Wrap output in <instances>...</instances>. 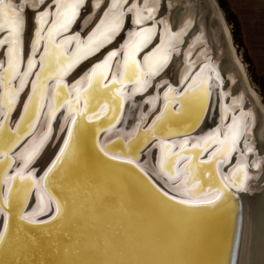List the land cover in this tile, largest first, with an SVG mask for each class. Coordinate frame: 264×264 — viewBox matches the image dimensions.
<instances>
[{"label":"snow or ice","instance_id":"obj_1","mask_svg":"<svg viewBox=\"0 0 264 264\" xmlns=\"http://www.w3.org/2000/svg\"><path fill=\"white\" fill-rule=\"evenodd\" d=\"M43 3L44 0H38V3L34 0L31 3L29 0H19L18 3H13L12 0H0V31L6 33L3 38H0V45H7L5 52L7 68L3 73H0V84L5 78L11 80L17 75L19 76L18 87H10L7 93L0 92V108H2L0 114L3 116V119H0V160L4 161L6 169L12 167L14 159L20 161V166L11 175L7 174V170L0 172V182L5 184L3 199L0 200V211L4 212V228L0 230V251L14 238V235L10 233V225H15V233H19L24 228L22 222H31V217L37 214L35 209L25 213L22 207L32 187L37 189L36 201L41 211L46 195H52L56 204V211L47 220L40 221V224H56L58 221H63L69 212L74 211L68 207L67 200H62L53 189L60 187L56 183V177L65 173L69 166L87 167L84 150L89 142L98 149L99 153L109 158L108 160L97 161L100 167L106 168L111 160L133 164L136 151L153 134L159 133L161 136L186 135L187 138L178 142V150H174V145L166 139H158L155 145L159 149L156 164L160 173L166 175L169 180L187 174L182 189L183 193H199L202 198L175 200L173 197H168L167 193H161L147 179V175L139 164L136 167L143 175L135 176L132 174L138 186L156 202L160 209L177 216L218 208L228 200L226 189L235 187L239 190L243 188L241 176L245 173V165L239 156L236 164L229 169V174L223 176L222 179H217L220 176L219 172L215 176L210 171L204 173L205 176L209 177L210 187L208 189L197 187L200 184L199 180H196L195 184L189 187L190 182L195 178L194 172L198 165H207L211 169L213 165L228 162L240 138L242 127L246 128L245 125H242L239 117L233 116L231 123L225 129L223 138L218 135L216 129L203 136L192 137L190 135L199 127L204 118L207 106L205 72L210 67L207 63L202 64L199 71H196L194 75L192 74L195 62L190 59L193 47L191 43L188 44V50L184 52L186 67L179 78V84L184 86L183 91L169 84L163 91V104L152 117L151 123L147 127H142L147 115L141 113L133 129L126 134L121 133V138L127 136V139H124L125 155H111L106 150V145L99 141L100 133L107 134L112 131L120 120L119 113L123 110L125 99L123 92L125 83L132 82L133 93L145 91L148 83L145 77L155 76L165 68L169 61V49L175 48L181 42V38L191 27L190 24L185 22L183 27L174 31L167 23L161 21L163 27L159 32V42L144 54L141 63L136 59L137 53L151 43L156 35V17L162 7L161 0H151L150 3L149 0H145L143 4H137L133 0V3L127 7V0H110L103 15L100 16L99 22L83 41L78 35H72L65 37L61 42L56 41V34L69 30L81 7L85 5V0H52L50 5L39 10ZM52 5H54V10L50 11ZM26 7L31 8L34 12L35 35L31 41V51L27 56V63L21 72L19 70L22 59V34L25 27ZM98 7V0H94L92 8ZM163 7L170 13L171 5H164ZM176 7L178 8L180 5H176ZM126 14H131V22L134 25L141 26L150 21L152 23L150 27H140L138 31L130 32L129 38L121 45L124 51V59L120 66L119 77L113 75L112 79L105 83L111 58L116 54L114 51H109L100 62L93 64L84 76L69 87L64 82V77L83 58L99 51L120 32ZM49 16L53 18L52 23L48 26L47 32L42 35ZM41 40L44 41V49L39 52V69L31 79V90L27 99L24 100L23 110L16 120V127L9 128L10 110L13 108L19 93L23 91L33 69L36 68L35 57ZM73 40L76 41L75 47L70 53H66L64 50L66 45ZM176 51L179 49L176 48ZM213 71L215 70L213 69ZM50 79L56 80V86L52 90V97L49 100L46 113L48 127L39 136H33L29 139L13 157L10 155L13 150L36 127L40 109L47 95L46 82ZM85 80L87 81L86 84ZM217 80H219L218 74ZM156 87L159 88L160 85L157 84ZM5 96L7 97L6 103ZM222 96L223 93H221ZM158 98L157 96L148 97V103L151 105L149 111L155 107ZM81 99L84 101L83 105H81ZM65 105L67 107L64 119L67 120L68 117H71V123L67 126V135L64 137L63 144L60 145L55 158L48 164L37 181L33 173L27 172L26 169L40 154L51 134L55 114ZM226 111L227 109L221 103V112ZM106 114V127L100 124L93 126V121H99L100 117L106 116ZM181 120L188 122L181 123L177 128L167 127L169 123ZM61 130H63V124ZM190 142L191 146L189 147ZM212 144H216L218 147L208 154L207 160H194L195 155L203 154ZM245 148L248 149L247 141ZM248 150L250 151V149ZM180 161L184 162L183 167L178 166ZM21 190L24 194V200H21L19 204H14V201L17 200V194ZM30 239L32 238L30 237ZM33 243H35L34 240Z\"/></svg>","mask_w":264,"mask_h":264},{"label":"water","instance_id":"obj_2","mask_svg":"<svg viewBox=\"0 0 264 264\" xmlns=\"http://www.w3.org/2000/svg\"><path fill=\"white\" fill-rule=\"evenodd\" d=\"M51 1L52 0H44V3L40 5L39 10H42V8H44ZM182 1L190 2L193 0H179L178 3L174 5V8H172L171 10L174 11L175 8H177L176 5H179ZM194 1L196 7L201 6L203 8L204 11L203 16H205V21H207V19H209V15H208L209 8L207 7V5L204 4L203 0H194ZM14 2L18 3L19 0H15ZM34 2L38 3V0H34ZM92 2H94V0H85V5L81 7L78 16L76 20L73 22L72 26L69 28L67 32L60 33L59 35L62 36L60 37V39L58 38V40L65 39V37L75 34L74 32L77 30L80 31V33L85 37L92 30V28L98 22L100 16H102L104 10L107 8L108 0L101 1L99 3V7L96 8L95 10L94 8H92V4H93ZM131 2L132 0H127L126 7L130 5ZM137 2L138 4H141V0H137ZM165 2L166 0H161L162 7L161 10L157 13L156 35L153 37L152 42H154V40L156 39L159 33V29H160L159 19L166 14V10L163 7V4ZM215 4L221 11V8L219 7L217 1L215 2ZM53 8L54 6L52 5L51 11L53 10ZM97 10H98V13L96 14L97 18L95 16L91 17L94 14V11ZM32 11L33 10L31 8L28 7L25 8L26 18H28L30 14L29 12ZM173 11L171 12L173 13ZM171 12L170 14H172ZM128 15L129 14H126L127 17H125V23L123 24L120 32L109 43L105 44L103 47L99 49L100 51L102 49L107 48L103 54L106 55L109 51H114L116 49V46L119 45L120 42L123 40L124 33L127 30V19L128 18L130 19ZM87 17H91V20L87 25H85L86 27L83 29L82 21L84 18ZM51 20L52 19H49V23H51ZM151 23L152 22L150 21L144 24L143 26L142 25L141 26L134 25V26H136L137 28L136 30H138L140 27H150ZM192 30L193 29L191 26L188 29L187 33H185L184 40L181 44L183 47L186 44L185 41L187 36L189 35L190 32H192ZM5 35H6L5 32L0 31V38H3V36ZM219 36L220 34H218V37ZM117 37H120L118 41L116 40ZM146 47H144L140 52H138L137 55L138 54L141 55L142 51L146 49ZM72 48L73 46L70 47L71 50ZM4 49H5V44L0 45V57L3 55ZM27 49L28 51L26 53V56L22 58L23 67L27 61V56L31 51L30 42L28 43ZM42 49H43V45L40 44L38 52H41ZM99 51L83 58L64 78H70L71 76L72 77L76 76V78L79 77L80 74L84 72V70L87 68L88 63H85V61L91 58L92 56L96 55ZM136 59L138 60L137 57ZM192 59L193 56L191 57V60ZM170 61L171 59L169 60L165 68L153 77L154 80L155 79L157 80L160 77L168 74L170 68L172 67V62ZM196 66L197 64L195 65L192 74H194L200 67L199 65L197 67ZM23 67H20L21 72L23 71ZM38 67L39 65H36V68L33 69L28 82L25 84L23 91L20 92L21 95L23 94V92L24 93L27 92L26 90L30 85L31 79L34 77L36 71L39 69ZM128 84H130V82ZM163 84H164L163 88H166L167 84L166 83ZM226 85L227 82L222 83L223 89L226 88ZM149 86H146L145 91L135 93L134 95L136 96V98H138L141 95H144L145 98H148L149 96H154V94L150 95V92L148 91ZM172 86L180 91H183L184 89V86L178 83H173ZM138 100H139L138 101L139 107L140 106L142 107L141 112L139 113V115H137V118L139 119L140 114L146 113V111L148 110V106H147L148 99L142 98L141 100L140 98ZM82 102L84 103V101ZM227 102H224V104H227ZM158 104L160 103H157L156 104L157 107L154 108L147 115V119L143 124L145 125L144 127H147V125L149 124L150 120L152 119L153 113L158 112L157 110L159 109L160 106ZM247 104L248 102H245L243 105H247ZM224 106L226 107V105ZM19 107L20 105L17 103L9 114L10 118H13V116L20 113L21 109H19ZM244 109L245 108H243V110ZM208 113H209V108L207 109L206 107L204 118L200 122V125L203 123L201 128L204 127V125L206 124ZM237 113L238 110H236L235 114ZM104 117L105 116H102L100 117L99 121H93V122H101L102 118ZM138 119H136V121ZM229 120H230V115H228L222 121V125L223 124L227 125L229 123ZM180 122L181 121H175L169 123L171 125H168V127L177 128L179 127L180 124L178 123ZM175 124H177V126ZM215 126L216 125L211 126L210 128L215 129ZM193 132L194 131H192L190 134L193 135ZM66 135H67V126H65L63 130L60 131L57 137H56V129L52 130L51 134L48 137V140L41 149L40 154L28 166L29 169L28 168H27L28 170L26 169L27 172H30V170L34 169L35 175L39 176L43 174L48 164L51 163L52 159L55 158V155L59 151L60 145L63 144V140ZM158 136L160 135L159 134L157 135L156 133L153 134V136L150 139H148L146 145H144L142 149L139 150L141 151V154L138 155V157L135 156L133 157L134 160L133 164H128L122 161L111 160L109 161V166L106 168L100 167L97 161L108 160L109 158L104 157L102 153H99L98 149H95L92 143L90 142L87 143L84 150V158L86 160L87 167L85 168L82 166H75V165L69 166L61 177V180L63 181L65 178L67 179L66 181H64V183L67 184L68 186L74 185L72 188H74L75 193H72V196L75 195L74 196L75 200L73 199L72 204L80 206V208L77 210L78 211L77 212L78 214H76L77 216L74 214V216L68 218V216L66 215L64 219L65 221L67 220V226H64L65 223H62L61 225H57L58 227H60L58 229L54 228L55 224H51L50 226H47V227H52L51 230L46 231V235L49 236L48 238L40 237L38 234H35L34 231L32 230H31L32 232L28 231V234L32 238H35L34 240L35 246L28 247L29 245L26 244L23 250L24 253L21 254V256H17L18 259L16 261L19 264H70V263L75 264L74 261L75 257L73 256L70 258L67 257V260L65 261L62 258L60 259L59 255L61 253V249L69 242L74 241L75 243H79L80 241L78 239L80 238L79 235H81V232L79 233L76 231L80 230L81 226L83 227L89 226L86 232L89 235L91 234L94 243L98 244V249L100 246H102V250L104 251L105 249L112 250L113 254L119 256L128 255L129 253L132 252L135 254L133 264H235L236 253L239 244L240 230H241V221H242V203L238 194H240L242 190H244V188H242V190H235V191H233L234 188L226 189L225 192L226 195H228V200L225 203L221 204L220 207L211 210L195 211L183 216H177L175 214L168 213L160 209L156 204V202H154L149 196H147L142 191V189L138 186V184L135 181V178L132 175V174H135V176L143 175L136 167L137 164L135 161H137L138 164L145 165L144 154L153 146L155 142V138ZM185 137L186 136H182L181 139H185ZM28 140H29L28 136L25 137L17 146V148L13 150L12 154H15L17 151H19L20 148H22V146L25 143H27ZM242 140H243V135H241L238 140L239 144L237 145V147L240 149L242 147L241 146ZM121 141L122 139L118 136L112 138L110 141L104 144L106 145V150L109 151L111 155H116V154H120L122 156L125 155V150L123 151L121 147ZM167 141L169 142V140ZM212 146H214V144L210 145L207 148V150L203 152V154L199 155L200 159L196 160L194 156V160L196 161L207 160L208 157L207 155L209 154V152H212L213 150V148L211 149ZM248 149L247 151H243V150L241 151L242 157H240V159L244 165H245L244 160L250 162L252 159L251 154H253V151L252 150L249 151ZM176 150H178V148ZM236 150L237 149L235 147L227 163L221 162L218 165L219 171L222 175L224 172H227L229 168H232L233 165L236 164V161L234 160ZM257 150H259V152L261 151L259 154L260 157L257 158L261 159L262 157V159L260 161L258 160L256 161L261 162L262 164L258 163V166L254 168V170H256L257 168L261 170L260 174L256 178L257 182L255 184H257L258 187H263L264 186V162H263L264 146L260 147ZM1 161L3 160H0V162ZM13 164L14 161L12 165ZM18 167L19 164L17 165V168ZM246 167H245V171L247 173V169H249L248 165H246ZM11 169H13V166L11 168H8V170ZM143 170L144 173L147 175V179L150 180L152 184H154L156 188L160 190L161 193H167L168 197H173L175 200H182L176 196L177 194L174 191L164 186L152 174V172L147 167V165L143 167ZM201 170H205V172L210 171L213 176L214 174L212 172V169H209L207 165H198V167H196L194 176L195 178H197L196 180L200 181V184L197 185V187H201L206 190L210 187L209 177L205 176L204 174L202 175ZM10 173H12V171H10ZM250 173H252V171ZM250 173H249L250 176H248L247 174L248 176L247 183L249 181L252 184L253 175ZM217 179L219 180L220 178L217 177ZM174 181L175 180H172V182ZM61 189L58 190L59 193L55 192L54 189L53 191L57 196L59 194L63 198V200H67L66 198H64L67 194L64 192H60ZM66 189H71V187ZM32 190L33 187L30 189L31 195H33ZM85 193L88 196H85ZM51 202L52 204H50V208L47 211H45L46 210L45 201L42 211L40 207L36 209L37 212L36 221L24 222V223H28L31 225H42L39 222L43 220H47L48 217L51 216L52 213H54V207L56 206V204L54 202L53 197L51 199ZM116 202H118L117 205ZM53 203L55 204V206L53 205ZM28 205H29V201L25 202L24 209L29 210ZM89 213L90 214L94 213V217L91 218ZM135 215L136 217H134ZM3 228H4V216L1 215L0 230H2ZM24 230L26 231V229ZM10 233H12V225H10ZM51 233H55L54 237H51L52 235ZM63 234H66V236L63 237ZM170 237L171 239L175 240L174 243H176V245L180 246L176 250L173 248L171 249V251L166 249V246L168 245L167 240ZM128 248H130V250H128ZM52 250H54L55 254ZM77 250L78 248L74 247L73 252L75 251L77 252ZM135 251H140V252L135 253ZM174 251H176V253ZM2 252L3 250L0 251V259L2 257L1 256ZM93 254L94 252L88 251L85 253V255L81 253L79 254L77 253L76 257L91 258ZM118 257L116 259H118ZM130 258L131 257L128 256L126 260L128 261ZM92 259L93 260L91 261V263L98 264L97 260L99 259L96 260L94 259V257H92ZM124 261H121L120 263H124ZM0 264H5V263L0 261ZM7 264H11V263L9 262Z\"/></svg>","mask_w":264,"mask_h":264},{"label":"bare ground","instance_id":"obj_3","mask_svg":"<svg viewBox=\"0 0 264 264\" xmlns=\"http://www.w3.org/2000/svg\"><path fill=\"white\" fill-rule=\"evenodd\" d=\"M14 1L15 0H12L13 3H15ZM101 1H103V0H99L98 3H100ZM178 1L179 0H166V2L163 4V6L164 5H171L172 8H174V5L177 4ZM203 1H204V4L207 5V7L209 8V13H208L209 19H207V21H205V16H203L204 15L203 8L201 6L196 7L194 0L190 1V2L189 1H182L179 4L180 7L175 8L174 11L171 10V11H173V13L170 11L172 14H170L169 11L166 10V14L159 19L160 29L163 27V23H161V21H163L164 23H167L170 28L174 29V31L178 30L179 27H183L185 22L190 24L192 26L193 30H192V32L189 31L190 33L186 38V41H185L186 44L184 45V47L181 44L184 40L185 35L181 38V42L179 44H177L175 46V48L169 49V60L171 59L170 62H172V67L170 68L167 75L162 76L157 80L155 79L156 81L153 79L154 76H151V77L146 76L145 77V79L148 81L147 86L150 85L149 89H148V91L150 92V95L154 94V96L159 97L156 100L155 107H153L152 110L157 107V105H156L157 103H160L158 105L163 104V91L165 89V88H163L164 87L163 83H166L167 87L169 84H171V85H173V83L179 84L180 75L184 72L185 67H186L185 60H184V52L188 50V44L191 43L193 45V47L191 49L190 59L193 56L192 61L195 62V65L197 64V66L198 65L200 66L202 64L207 63L210 65V67L205 72V77L207 79L206 88H207V103H208L207 104L208 106H206V107H207V109L209 108V113H208L207 119L205 118L207 121H206V124L204 125V127L201 128V126L203 124L202 123L193 132V135L192 134H190V135L192 137L203 136L204 134H206V133H208L214 129V128H210L211 126L216 125L215 129H217L218 135L221 138H223L225 129H226L227 125L229 123H231L233 116L239 117L241 122H242V125L246 126V128L242 127V130H241V135H243V140L241 143L242 147H241V149L237 147V145L239 144V142L237 141L238 143H236V145H235L237 150H236V154L234 157V160L237 162V157L238 156L242 157L241 151L242 150L247 151V149L245 148V142L247 141L248 148L253 151V154H251L252 159L250 162H248L247 160H244L245 161V167H246V165H248L249 169H247V173L245 171V173H243L241 176V178L243 179L244 190L239 189V190H242V192L240 194H238L239 198L241 200V203H242V221H241V230H240L239 244H238V250L236 253L235 264H264V186L258 187L257 184H255L257 182L256 178L260 174L261 170H259L258 168L256 170H254V168H256L258 166V163L262 164L261 162H257L256 160L260 161L262 159V157H261V159L257 158V157H260L259 154L261 152V151L259 152V150H257V149L264 146V103L260 100L258 93L256 92L251 81L249 80V77H248V74L246 72L244 63L242 61V56L236 51V48L232 42V37H231L229 26H228V24H227V22L223 16V13L216 6V4H215L216 1L215 0H203ZM29 2L31 3V2H33V0H29ZM109 2H110V0H108V3ZM135 2L138 4L137 0H135ZM150 2H151V0H149V3ZM50 3H52V1L49 2L45 7L50 5ZM131 3H133V0ZM143 3H145V0H141V4H143ZM105 4H106V2H105ZM95 9L96 8H94V10ZM42 10H43V8H42ZM53 10H54V8H53ZM50 11H51V8H50ZM29 13L30 14H29L28 18H26V16H25V27H24V31L22 34V58L24 56H26V53L28 51V49H27L28 43L30 42V46H31L32 38L35 35L34 12L32 11ZM97 13H98V10L94 11V14L91 17H94V16L96 17ZM128 16L130 17V19L129 18L127 19V30L124 33L123 40L120 42L119 45L116 46V49L114 50V52L116 54L114 57L111 58L108 74H107V77L105 78V83L107 82V80H111L113 75H116L117 77H119L120 66H121L123 59H124V51H123V48L121 47V45L124 43V41L126 39L129 38L128 34L130 32L139 30V29L136 30L137 29L136 26H134V24L131 22V14H129ZM91 17H87V18L83 19V21H82V24H83L82 28L83 29L86 27L85 25H87L90 22ZM125 17H127V16H125ZM49 19L53 20V18L51 16H49L47 23L43 28L42 35L44 32H47L48 26L51 25V23H52V20H51V23H49ZM98 22H99V20H98ZM124 23H125V21H124ZM160 29H159V32H160ZM188 29H187V31H188ZM77 31H75L74 32L75 34H73V35H78L80 37L81 41H83L86 38V36L88 35L87 34L84 37V35H82L80 33V31H78V32ZM60 33H62V32L57 33L55 36V39L57 42H61L64 40L62 38H61L62 40H58V38L60 39V37L62 36V35H59ZM218 34H220L219 37H218ZM119 38L120 37H117L116 40L118 41ZM158 42H159V33H158V36L156 37V39L154 40V42H151V44H149L146 47V49H144L142 51L141 55L140 54L137 55V58H138L137 61L142 63L144 54L146 52L150 51L151 48L154 47L155 44ZM40 44L43 45V49H44V41L43 40L40 41ZM69 44L66 45V47L64 49L66 53H70L72 51L70 49V47L73 46V48H74L76 45V41L73 40ZM67 46H69V47H67ZM176 48H178L179 51H176ZM6 49H7V45L5 44V49L3 51V55L0 57V73H3L4 70L7 68V57L5 55ZM43 49H42V51H43ZM106 49L107 48L100 50L96 55L92 56L91 58H89L85 61V63H88L87 68L84 70V72H82L80 74L79 77L76 78V76H74V77L71 76L70 78H64V82L69 87H71V85L75 81L79 80L82 76L85 75L86 72H88L91 69L93 64H96L103 59V57L105 56V54H103V53L106 51ZM197 54H200V55L198 56ZM35 59L37 61L36 65H39V52L38 51H37V55H36ZM26 63H27V61H26ZM22 64H23V61L21 59V67H23ZM213 69L215 71H213ZM193 71H192V73H193ZM197 71H199V69ZM214 73H216V74H214ZM217 74L219 75V80H217ZM73 79H75V80H73ZM129 82L130 81L126 82L124 85V88H123L125 99H124L123 110H122V112L119 113V115H120L119 122L116 123L115 128L112 129L113 130L112 132L109 131L107 133V135L104 132H102L99 135V141L103 145L116 136L121 138V133L126 134L133 129V127L135 126V124L137 122L136 119H138L137 115H139V113L141 112V108H142L141 106L139 107V102H138L139 100L138 99H140V98H141V100H142V98L148 99V98H145L144 95H141L138 98H136V96L134 95L135 93H133V90H132L133 84H132V82H130V84H128ZM226 82H227L226 88L223 89L222 83H226ZM86 83H87V81L85 80V84ZM157 84H159L160 86L162 85V86L157 88L156 87ZM17 86H19V76L18 75L11 80H8L7 78H5L3 83L0 84V92L7 93L8 89L10 87L16 88ZM55 86H56V80L55 79H50L46 82L47 95H46L45 100L43 102V106L40 109V115H39V119L37 120L36 127L32 130V132L28 136L29 139H31L33 136H39L44 131H46V129L48 127V121H47L46 113L48 111L49 100L52 97V90ZM30 90H31V82H30L28 89L26 90L27 91L26 93L23 92L22 95L19 93V95L17 96V98L14 102L13 108L18 103L20 105L19 109H21L20 112L23 110L24 100L27 99V95H28ZM221 93H223L222 97H221ZM227 99H228V102H227ZM6 100H7V97L5 96V103H6ZM82 101H83V99H81V105L83 103ZM224 102H227V104H224ZM245 102H248V104L243 105ZM221 103L226 105V107L225 106L224 107L227 109V111L224 113L221 112ZM147 106H148V110L145 113L146 115H148L152 111V110L149 111V109L151 107V105L149 103L147 104ZM66 107H67V105H65L64 108H60L59 111L57 112L58 114H56V116L54 117V119L52 121V130L56 129V137L59 135V133L61 131V125L62 124H63V128H64L65 126H68L69 123H71V117H68L67 120L64 119V113H65ZM243 108H245V109L243 110ZM235 109L238 110L237 114H235V112H236ZM11 110H10V112H11ZM157 111H159V109ZM0 113H2V108H0ZM242 113H243V115H241ZM155 114H156V112L153 113L152 117ZM19 115H20V113L13 116V118H10V115L8 116V118H9L8 119V127L9 128L16 127V120L19 118ZM228 115H230L229 123L227 125H224V124L222 125V121ZM2 117H3L2 114H0V119H2ZM106 118H107V116L102 118L101 122H92L93 126H95L96 124H100V125H104L106 127V124H105ZM151 120L149 123H151ZM145 121H146V119L143 121L142 127L145 126V125H143L145 123ZM187 122L188 121H186V120H181V122L178 124L187 123ZM85 123H88V122L85 121ZM168 125H171V124H168ZM168 125H167V127H168ZM175 125L177 126V124H175ZM254 127H255V129H254ZM165 131H166V129H165ZM158 134L159 133H157V135ZM182 136H186V135L170 134L167 136H161L160 135V136L156 137L153 146L148 151H146L144 154L145 165H147V167L150 169L152 174L164 186H166L167 188L174 191L177 194L176 196L179 199L194 200L197 198H202L200 196V194H198V193H189V194L183 193L182 189L184 187L185 175H187V174H183V175L175 177L174 179H172L175 181L172 182V180H169L166 175H163L160 173V171L157 167V164H156L159 149H158V147H155V145L157 144L158 139L169 140V143L173 144L174 150H176L179 147L178 142L180 140H182L181 139ZM185 138H187V137H185ZM55 139H54V141H55ZM121 139H122L121 147L124 151L125 150L124 139H127V136L125 135ZM146 143L147 142L143 143L139 147V149L136 151L135 157H138V155L141 154V151H139V150L142 149V147L144 145H146ZM189 145L191 146V142ZM217 147H218V145L214 144V146L211 147V149L213 148L212 151H214ZM15 154H12L11 156L15 157ZM199 155L200 154L195 155L196 160L200 159ZM13 161H14V164L12 165L13 169H11V170H8V168L6 169V165L4 164V161H1L0 162V172L7 170V174L11 175L10 171H12V172L15 171L18 164L20 166L19 160L14 159ZM135 162H136V164H138L137 161H135ZM139 165L142 168L145 166L144 164H139ZM254 165H255V167H254ZM178 166L183 167L184 162L181 161ZM211 169H212L214 176L216 175V172L220 173L218 165H213ZM229 169L227 170V172H224L223 175L220 173L219 178L222 179L223 176L228 175ZM250 170L252 171V173H250L251 172ZM30 172L33 173V176H34L35 180H37V181L39 180V177L42 175V174L39 176L35 175L34 169L30 170ZM204 172H205V170H201L202 175L204 174ZM249 173L253 175L252 184L249 181L247 183V177L250 176ZM194 174H195V172H194ZM247 174H248V176H247ZM61 177H62V174L58 175L56 177V183L58 185H60V187L54 188V191L59 193L58 190L62 188L60 190V192H64L67 194L64 198L67 199L68 207L70 209H74V211H71L68 213L67 216L69 218L71 216H74V214L75 215L78 214L77 210L80 208V206L72 204L73 203L72 201H73L74 196H75V195L72 196V193H75L74 188H72L74 185L68 186L67 184L64 183V181H66L67 179L65 178L63 181V180H61ZM196 179L197 178H194L190 182L189 187H191V185L195 184ZM69 187H71V189H66ZM233 188H234L233 191L238 190L235 187H233ZM4 189H5V184L0 182V200L3 199ZM36 191H37V189L35 187H33V190H32L33 195H31L29 192L28 197L26 198V200H24V194H23V191L21 190L20 192H18L17 200L14 201V204H19L21 200H24V203L29 201V205H28L29 210L24 209V203L22 205L23 212H25V213H29V212H32L34 209L35 210L38 209L39 206H38L37 201H36ZM196 195H199V196H196ZM58 196L63 200V198L59 194H58ZM85 196H88V195L85 193ZM51 199H52V196H50V195L45 196V198H44V201L46 202V208H45L46 210L45 211L49 210L50 204H52ZM117 204H118V202H116V205ZM53 205L55 206L54 203H53ZM55 207H54V212L56 209ZM1 215L4 216L3 211H0V216ZM89 215L91 216V218L94 217V213H91V214L89 213ZM134 217H136V215ZM36 220H37L36 215L31 217V221H36ZM229 222H230V220H229ZM22 223H24V222H22ZM62 223H65L64 226H67V220L65 221V219H64L63 221L56 222L54 228L55 229L60 228L57 225H61ZM50 225L51 224H48V225H31L28 223H24V228L19 233H15V225H12V233L11 234L14 235V238L10 244L5 245L3 252L1 254L2 257H1L0 261L4 262L5 264H7L9 262L11 264H19L16 261L18 259L17 256H21V254L24 253L23 250L25 248V245L28 244L29 245L28 247L35 246L33 243V240H35V238H32L28 234V231L29 232L34 231V233L38 234L40 237L48 238L49 236L46 235V231L52 229V227H47ZM84 227H85V229H84ZM84 227L81 226L80 230L76 231L79 233L81 232V235H79L80 238L78 239L80 242L79 243H75L74 241L69 242L67 245L62 247L61 253L59 255L60 259L62 258L65 261V260H67V257L70 258L73 256V257H75V260H74L75 264H90L91 261L93 260L92 257H94V259H96V260L99 259V260H97L98 264H133L134 263L135 254L132 252L129 253L128 255H120L119 256V255L113 254L112 250H108V249H105V251L102 250V246H100L98 249V244L94 243V240L92 239L91 234L89 235L86 232L87 228H89V226L88 227L84 226ZM24 229H26V231ZM51 234H52L51 237H54L55 233H51ZM65 236H66V234H63V237H65ZM30 237L32 239H30ZM167 242H168V245L166 246V249H168L170 251L172 248L176 250L177 248L180 247V246L176 245V243H174L175 240L171 239V237L168 238ZM74 247L78 248L77 252L76 251L73 252ZM128 250H130V248H128ZM52 251L54 252V250H52ZM88 251L94 252V254L91 258H85V257L78 258V257H76L77 253L78 254L81 253V254L85 255V253ZM138 252H140V251H135V253H138ZM174 252L176 253V251H174ZM54 254H55V252H54ZM96 254H97V257H96ZM128 256L131 258L127 261L126 259L128 258ZM117 257H118V259H116ZM11 258H13V259H11ZM121 261H124V263H120ZM91 264H93V263H91Z\"/></svg>","mask_w":264,"mask_h":264},{"label":"crops","instance_id":"obj_4","mask_svg":"<svg viewBox=\"0 0 264 264\" xmlns=\"http://www.w3.org/2000/svg\"><path fill=\"white\" fill-rule=\"evenodd\" d=\"M227 5L239 21L251 63L264 67V0H228Z\"/></svg>","mask_w":264,"mask_h":264},{"label":"rangeland","instance_id":"obj_5","mask_svg":"<svg viewBox=\"0 0 264 264\" xmlns=\"http://www.w3.org/2000/svg\"><path fill=\"white\" fill-rule=\"evenodd\" d=\"M215 1H217L219 7L221 8L223 15L226 18L227 11L222 6V3L226 2L228 4V0H215ZM226 22L229 26L230 33L232 36V42L236 48V51L242 56V61L244 63L249 80L251 81L256 92L258 93L260 100L264 103V67L261 68V66H258L257 68L253 62H252L253 64L251 63V61L249 62L250 59H249L247 52L244 51V49L239 45V42L234 37L232 22H230L227 18H226Z\"/></svg>","mask_w":264,"mask_h":264},{"label":"trees","instance_id":"obj_6","mask_svg":"<svg viewBox=\"0 0 264 264\" xmlns=\"http://www.w3.org/2000/svg\"><path fill=\"white\" fill-rule=\"evenodd\" d=\"M222 6L225 8V10L227 11V16L226 18L232 22V28H233V32H234V37L236 38V40L239 42V45L244 49V51L246 52V47L243 43V39H242V34H241V29H240V24L238 19L236 18V16L230 11L228 5L226 2L222 3ZM222 7V8H223ZM250 62V60H249Z\"/></svg>","mask_w":264,"mask_h":264}]
</instances>
